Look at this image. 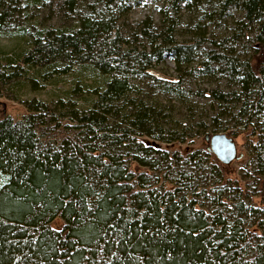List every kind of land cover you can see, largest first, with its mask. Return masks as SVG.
<instances>
[{
    "label": "trees",
    "instance_id": "1",
    "mask_svg": "<svg viewBox=\"0 0 264 264\" xmlns=\"http://www.w3.org/2000/svg\"><path fill=\"white\" fill-rule=\"evenodd\" d=\"M141 1L0 0V33L26 38L0 62V96L26 107L0 116V264H264V0H168L173 14L132 26ZM197 2L222 34L179 32L176 14ZM164 53L176 73L158 68ZM194 69L229 84L208 91L212 115L180 120ZM62 76L50 98L17 90ZM215 132L257 137L242 174L207 143L142 139Z\"/></svg>",
    "mask_w": 264,
    "mask_h": 264
},
{
    "label": "rangeland",
    "instance_id": "2",
    "mask_svg": "<svg viewBox=\"0 0 264 264\" xmlns=\"http://www.w3.org/2000/svg\"><path fill=\"white\" fill-rule=\"evenodd\" d=\"M54 1V0H53ZM198 4V5H197ZM197 4H189V8H181L180 12H178L176 15L179 17V25L177 29L179 32L185 34L189 32H196L201 28V31H203L208 37L209 35L219 36L222 34L226 22L219 19H203L204 17H201L202 13V7H199V3ZM197 5V7H196ZM180 6H184V3L182 2ZM201 8V9H200ZM164 9L166 11L172 12L173 14L174 10L173 7H170V3L168 0H142L140 3L135 4L131 11L128 13V20L131 22L132 26H137L138 22L146 18L147 15H152L153 21L155 24H157L161 20L160 10ZM43 14H45L46 10H42ZM46 15V14H45ZM44 15V16H45ZM205 16V15H202ZM52 20V19H51ZM55 20V19H53ZM196 22H199L200 28L194 29L192 26L196 24ZM192 23V24H190ZM153 24V27H155ZM198 24V23H197ZM156 28V27H155ZM8 31V30H7ZM180 34V33H179ZM184 36V35H183ZM210 39V40H209ZM209 44H216L215 39L209 38ZM205 43V42H203ZM202 43V44H203ZM208 44V43H206ZM26 45V38L20 33H0V62L4 61L5 57H8L10 55L15 56V54L22 49ZM209 48L211 46L207 45ZM193 65H195L193 63ZM192 65V66H193ZM158 68H160L162 71H166L169 73H176L175 70V62L169 53H164L162 60L160 63H158ZM212 69L216 70L217 66L216 64L211 66ZM210 68V69H211ZM211 71L210 74H204L203 72H198L197 69H194V72L189 74L185 77V83L186 85L185 90H188V85L193 88V91L189 92V98L184 104H181L177 101L172 102L175 103L174 109L176 112L174 113L175 117H177L180 120H186L188 115L190 118V114H193L195 118H204L207 116V114L210 116L213 114L214 107L216 103L212 102V99L209 96V90L210 88H213L215 86L225 87L227 84H229V80L224 76L223 72H216ZM209 73V72H208ZM71 78V76H62V78H59L58 83L56 85H43L42 88L39 90H30L28 88H25V90L22 91V88L18 87L17 90L21 92L22 97H30V96H40L43 98H50L54 91H58L59 88L66 86L68 84V80ZM136 81H145L140 76L135 77ZM150 84V83H149ZM155 86V85H151ZM198 90L199 93H194L195 90ZM159 90V89H158ZM156 100L160 103L165 102V98L167 97L166 94L162 93L161 91L154 92L153 93ZM163 104V103H162ZM168 104V103H167ZM215 104V105H214ZM26 111V107L23 103L8 98L6 96H0V116L4 114L11 115L13 117H19ZM196 113V114H195ZM222 120L227 119L230 121V117L228 116V113L226 115H222ZM233 118V117H231ZM196 120V119H195ZM219 120V118H218ZM221 120V121H222ZM142 139L147 143H152L156 146L160 147H167L172 149H178L182 153L187 152L188 150L193 149L196 146H203L206 144L204 138L198 137L193 139V141H186V142H160L148 137L143 136ZM236 144V158L230 161V166L234 167V172L237 174L240 172V167H242V164L246 162L247 160V153L251 147V143L257 140V137L255 134L248 135L247 133H241L235 137H232ZM240 174H242L240 172ZM59 222L60 220L57 219Z\"/></svg>",
    "mask_w": 264,
    "mask_h": 264
},
{
    "label": "water",
    "instance_id": "3",
    "mask_svg": "<svg viewBox=\"0 0 264 264\" xmlns=\"http://www.w3.org/2000/svg\"><path fill=\"white\" fill-rule=\"evenodd\" d=\"M204 140L207 148L221 161L229 163L236 158V144L226 132L205 134Z\"/></svg>",
    "mask_w": 264,
    "mask_h": 264
},
{
    "label": "bare ground",
    "instance_id": "4",
    "mask_svg": "<svg viewBox=\"0 0 264 264\" xmlns=\"http://www.w3.org/2000/svg\"><path fill=\"white\" fill-rule=\"evenodd\" d=\"M206 142V141H205ZM207 143V142H206Z\"/></svg>",
    "mask_w": 264,
    "mask_h": 264
}]
</instances>
